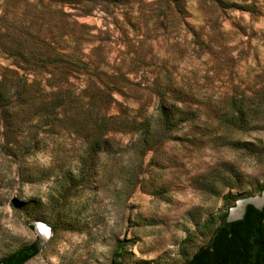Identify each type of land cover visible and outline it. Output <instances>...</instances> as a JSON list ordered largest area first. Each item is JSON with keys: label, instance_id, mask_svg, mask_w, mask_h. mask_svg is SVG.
I'll use <instances>...</instances> for the list:
<instances>
[{"label": "rangeland", "instance_id": "obj_1", "mask_svg": "<svg viewBox=\"0 0 264 264\" xmlns=\"http://www.w3.org/2000/svg\"><path fill=\"white\" fill-rule=\"evenodd\" d=\"M0 29L49 62L0 52V79L87 97L0 103V258L108 264L124 241L123 264H183L225 197L264 191V0H0ZM91 105L114 118L95 149Z\"/></svg>", "mask_w": 264, "mask_h": 264}, {"label": "trees", "instance_id": "obj_2", "mask_svg": "<svg viewBox=\"0 0 264 264\" xmlns=\"http://www.w3.org/2000/svg\"><path fill=\"white\" fill-rule=\"evenodd\" d=\"M1 30V29H0ZM0 52L13 59L18 65L25 63L29 68L44 67L49 64L45 58H37L31 49H27L20 41L6 40V34L0 31ZM78 68L87 70L89 64L77 61ZM27 67V66H26ZM76 95V96H75ZM83 95L71 94L64 90L48 92L44 88L28 84L27 80L15 75L9 79H0V103H20L30 105L42 104L43 108L61 109L66 106L83 109ZM87 101V100H86ZM83 114L90 123V148H100L112 127L113 117L107 114H96L93 105L87 107ZM171 111L160 107V113L154 122L138 123L135 132L140 131L144 138L160 125L172 126ZM226 207L219 214L212 216L204 224L208 235L205 242L185 257L183 264H264V207L259 210L247 205L241 219L228 221V208L232 204L230 198H224ZM234 201V199H232ZM124 241H118L113 257L108 264H123L122 249ZM40 252L39 244L34 241L25 244L13 252L0 258V264H26Z\"/></svg>", "mask_w": 264, "mask_h": 264}, {"label": "water", "instance_id": "obj_3", "mask_svg": "<svg viewBox=\"0 0 264 264\" xmlns=\"http://www.w3.org/2000/svg\"><path fill=\"white\" fill-rule=\"evenodd\" d=\"M264 196V191L259 196L247 197L237 201L236 206L231 208L228 212L227 220L235 221L239 220L243 217L245 208L247 205H252L255 208L261 210L264 207V201H260V199ZM234 210H238V215L236 217H232V212Z\"/></svg>", "mask_w": 264, "mask_h": 264}, {"label": "bare ground", "instance_id": "obj_4", "mask_svg": "<svg viewBox=\"0 0 264 264\" xmlns=\"http://www.w3.org/2000/svg\"><path fill=\"white\" fill-rule=\"evenodd\" d=\"M260 201L262 202V201H264V196L260 199ZM238 215V210H234L233 212H232V217H236Z\"/></svg>", "mask_w": 264, "mask_h": 264}]
</instances>
